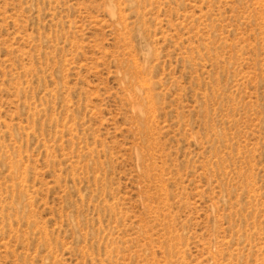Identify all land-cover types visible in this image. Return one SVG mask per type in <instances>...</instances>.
<instances>
[{
	"label": "rangeland",
	"instance_id": "obj_1",
	"mask_svg": "<svg viewBox=\"0 0 264 264\" xmlns=\"http://www.w3.org/2000/svg\"><path fill=\"white\" fill-rule=\"evenodd\" d=\"M0 264H264V0H0Z\"/></svg>",
	"mask_w": 264,
	"mask_h": 264
}]
</instances>
